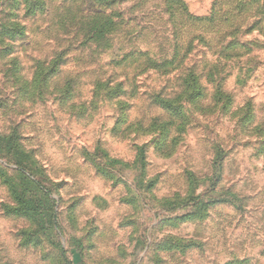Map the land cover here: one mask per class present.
Segmentation results:
<instances>
[{"label": "rangeland", "instance_id": "obj_1", "mask_svg": "<svg viewBox=\"0 0 264 264\" xmlns=\"http://www.w3.org/2000/svg\"><path fill=\"white\" fill-rule=\"evenodd\" d=\"M14 128L1 263L264 264V0H0Z\"/></svg>", "mask_w": 264, "mask_h": 264}, {"label": "trees", "instance_id": "obj_2", "mask_svg": "<svg viewBox=\"0 0 264 264\" xmlns=\"http://www.w3.org/2000/svg\"><path fill=\"white\" fill-rule=\"evenodd\" d=\"M110 17V16H109ZM99 19H101V18H91V21H96V20H99ZM74 20H75V18H74ZM90 23V22H89ZM97 23H99V21H97ZM93 26H95V24H93ZM100 27H104V26H99L98 28H100ZM103 30H97V32L98 33H100V32H102ZM102 35V34H101ZM225 48H230V47H232V46H234V44L233 45H231V46H227V45H223ZM235 47H238V45L237 46H235ZM240 47H243V46H239L238 48H240ZM238 48H236L237 50H235L234 52H228L229 50H227L226 51V55H228V54H230V55H241V54H243L242 52V49H238ZM193 67H190L189 69H188V72H191V78H190V80H189V82L192 84V85H194V86H196L195 87V89H194V92H197L196 90H198V88H199V85H198V83L196 82V75H195V71H194V69H198V67L197 66H195V65H192ZM104 85H103V82H102V80H99L98 81V84H97V87H98V89H101L102 87H103ZM199 91V90H198ZM220 91H224V90H220ZM193 92V93H194ZM162 100H164V102L165 103H169V102H166L167 100H165V98H163ZM170 100V99H169ZM161 105H164V104H161ZM162 107H164V108H168L166 105H164V106H162ZM12 138H14L15 140H16V143L15 142H13L14 143V145H15V147H13V149H17V151L18 152H20V154L23 156L24 154H25V150H24V148H23V145L21 144V141H20V139H21V136L19 135V133H18V131H17V128H14L12 131H10L9 133H7L6 134V136H1L0 135V145H5L6 147H9V144H8V142H12ZM139 149V148H138ZM21 156V157H22ZM144 160H145V157H144V152H142V155H141V157L139 158V156L137 155L136 156V159H135V161H137V162H139V163H143L144 164ZM17 168H18V170L19 169H22V167H20V166H17ZM9 183H11V182H9ZM13 195H15L16 197H17V193L16 192H14L13 193ZM17 199V198H16ZM18 201H19V203H21V205L22 204H24V200H22V198H18ZM27 203H28V200H26V209L28 210V208H27ZM25 209V210H26ZM15 211V210H14ZM38 211H39V213H38V216H40L41 215V213H43V209H41V208H38ZM20 213V212H19ZM33 217V216H32ZM33 218H35V217H33ZM56 218H54V220H55ZM61 251H63L64 252V250H63V248H61ZM162 262H160V264H161ZM0 264H7L6 262H4V263H1L0 262Z\"/></svg>", "mask_w": 264, "mask_h": 264}]
</instances>
